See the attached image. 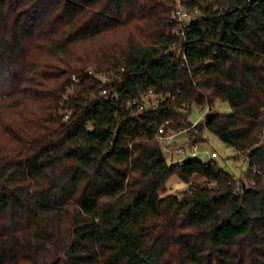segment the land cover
Listing matches in <instances>:
<instances>
[{"label":"trees","instance_id":"trees-1","mask_svg":"<svg viewBox=\"0 0 264 264\" xmlns=\"http://www.w3.org/2000/svg\"><path fill=\"white\" fill-rule=\"evenodd\" d=\"M175 2L0 0V264H264V0H183L182 37ZM217 100L186 135L233 148L245 184L154 138Z\"/></svg>","mask_w":264,"mask_h":264},{"label":"rangeland","instance_id":"rangeland-1","mask_svg":"<svg viewBox=\"0 0 264 264\" xmlns=\"http://www.w3.org/2000/svg\"><path fill=\"white\" fill-rule=\"evenodd\" d=\"M182 7L185 8L183 3ZM186 9V8H185ZM191 18H194L196 11L193 9H186ZM199 12V10L197 9ZM209 24L206 22L201 28L203 34L208 35L209 33ZM205 110H201L200 107L192 105L188 113L187 121L191 124L202 122L203 115ZM211 113L218 115H229L231 114V107L227 102L217 100L214 102L211 109ZM181 139V140H180ZM179 143L184 144L186 147L192 145L197 153L196 160L206 164L210 161L209 155L211 153L216 154V158L213 160L214 163L222 169L226 174L231 176L236 182H246V176L248 173V163L242 156H239L238 153L231 147L223 144L212 132L207 129L202 131V141H199L195 144H191L187 135H182L179 137ZM260 145H264V131L260 140ZM201 181L198 177H193L192 182L199 183ZM186 189V184L178 181L176 177H172L167 182V194H180Z\"/></svg>","mask_w":264,"mask_h":264},{"label":"built area","instance_id":"built-area-1","mask_svg":"<svg viewBox=\"0 0 264 264\" xmlns=\"http://www.w3.org/2000/svg\"><path fill=\"white\" fill-rule=\"evenodd\" d=\"M183 0H176L175 2V8L172 11L169 22L171 25V29L169 31V34L175 37H182L187 32V28L189 25L193 23H200L202 22V17L200 13L197 11V8H194L193 11H196V15L194 18H191L190 13L182 7L181 3ZM184 59V56H183ZM85 74L89 76H94L97 78V80L101 83V89L99 91V94L101 96H107L109 93V87L111 86L113 82L114 75L104 74V73H96L92 69H88L84 72ZM79 82V77L77 75H72L69 79V86L66 89V93L72 92V88ZM150 100H152V106L155 107L158 103V100L156 99V96H154V93L152 90L148 91V96ZM143 109L142 107L139 109V112H141ZM201 110H205V113L203 115V119H205V115L210 112L209 107L201 108ZM68 113H65L63 115V120L68 119ZM198 123H189L186 120V128L182 131H173V130H167L166 126L169 124L168 122H165L163 125L158 126L157 129L154 131V138L161 143L163 152L168 156L170 163H176L179 161H184L187 159H193L196 158L197 153L192 145H188L187 147L184 144H181L178 142L179 137L182 135H186L188 130L195 128ZM181 140V139H180ZM215 153H211L209 155L210 160H214L216 158ZM208 163L205 164L207 166ZM253 173H256V170L253 169Z\"/></svg>","mask_w":264,"mask_h":264},{"label":"water","instance_id":"water-1","mask_svg":"<svg viewBox=\"0 0 264 264\" xmlns=\"http://www.w3.org/2000/svg\"><path fill=\"white\" fill-rule=\"evenodd\" d=\"M213 116H214L213 113L208 112V113L205 115V120H206V122H210V121L212 120Z\"/></svg>","mask_w":264,"mask_h":264}]
</instances>
